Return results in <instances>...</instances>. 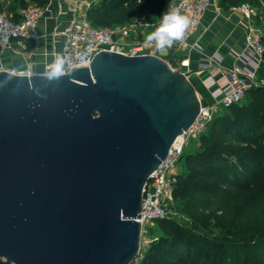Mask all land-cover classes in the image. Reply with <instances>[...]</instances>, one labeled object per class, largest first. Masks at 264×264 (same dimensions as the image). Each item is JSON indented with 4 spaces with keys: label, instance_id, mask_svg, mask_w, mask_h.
Instances as JSON below:
<instances>
[{
    "label": "water",
    "instance_id": "95a60500",
    "mask_svg": "<svg viewBox=\"0 0 264 264\" xmlns=\"http://www.w3.org/2000/svg\"><path fill=\"white\" fill-rule=\"evenodd\" d=\"M186 76L104 51L59 78L0 71V264L132 262L142 188L199 112Z\"/></svg>",
    "mask_w": 264,
    "mask_h": 264
},
{
    "label": "trees",
    "instance_id": "16d2710c",
    "mask_svg": "<svg viewBox=\"0 0 264 264\" xmlns=\"http://www.w3.org/2000/svg\"><path fill=\"white\" fill-rule=\"evenodd\" d=\"M48 2L0 0V12L17 20L18 9ZM243 4L257 7L264 46L259 0H216L224 10ZM168 9V0H99L86 18L98 28L142 18L154 30ZM207 126L196 149L180 158L173 198L181 218L155 221L159 233L141 250L139 264H264V86L251 87L241 103L215 114Z\"/></svg>",
    "mask_w": 264,
    "mask_h": 264
},
{
    "label": "built area",
    "instance_id": "2783aa9c",
    "mask_svg": "<svg viewBox=\"0 0 264 264\" xmlns=\"http://www.w3.org/2000/svg\"><path fill=\"white\" fill-rule=\"evenodd\" d=\"M52 1L49 0L43 8L28 5L18 9L17 20L0 12V50L12 49L14 45L28 50L30 42H37L41 37L37 31L38 22L45 11L51 12ZM97 1L99 0L95 2ZM56 3V17L60 21L49 34L51 46L44 52V56L50 58L49 64L53 62L56 53L64 56L65 66L62 75L69 73L72 68L89 67L94 56L100 51L114 52L127 57L146 55L159 57L154 45L146 43L145 31L152 24L144 19L137 18L112 28H98L92 26L86 18L90 5L72 0L71 8L66 12L59 2ZM259 3L262 8L260 20L264 25L262 0H259ZM215 5L216 0H171L170 8H179L181 14L189 18L190 26L185 32L184 39L174 42L167 50H186L189 47V38L197 30L201 17ZM233 9L247 21L246 50L236 57L233 66L227 70L220 66L214 70L213 58L199 63V69L208 71L204 86L210 92L213 101L209 104L199 103V112L193 123L173 141L165 159L148 176L142 188L140 218L136 219L141 226L139 252L130 264L140 263V252L145 250L151 241L149 224L160 219L179 218L174 205L173 190L181 171L180 158L187 141L205 133L208 122L215 114L231 105L241 103L251 87L264 86V46L260 42L262 31L255 24L257 7L253 4H243ZM49 64L44 65L38 72H33L27 67L20 72L12 73L27 78L34 74L44 76L47 75ZM181 65L188 67V60L181 61ZM216 72L219 77H216Z\"/></svg>",
    "mask_w": 264,
    "mask_h": 264
},
{
    "label": "crops",
    "instance_id": "0c3cea01",
    "mask_svg": "<svg viewBox=\"0 0 264 264\" xmlns=\"http://www.w3.org/2000/svg\"><path fill=\"white\" fill-rule=\"evenodd\" d=\"M52 2L51 12L38 22L37 31L41 37L37 42H30L28 50H23L16 45L12 49L0 50V71L16 73L28 67L33 72H38L44 65L50 63V58L44 56V52L51 46L49 34L52 28L60 21L56 17V2H59L62 9L67 12L71 8L72 0H53ZM7 3L9 2H6V5ZM67 17L66 14L65 18ZM9 18H13L11 13ZM151 31L147 29L145 34ZM246 37L247 21L239 12L234 9L224 10L215 5L201 17L197 30L189 38V47L185 50V56H177L178 51L166 50L164 56L159 55V57L170 64L167 57L171 56L175 62L173 68L187 75L186 80L193 86L198 102L209 104L213 99L204 86L208 71L199 69V63L213 58L215 59L212 64L214 70L219 66L226 70L230 69L236 57L245 52ZM185 59L188 60V67L181 65V61ZM216 77H219L218 73Z\"/></svg>",
    "mask_w": 264,
    "mask_h": 264
},
{
    "label": "clouds",
    "instance_id": "9594fccd",
    "mask_svg": "<svg viewBox=\"0 0 264 264\" xmlns=\"http://www.w3.org/2000/svg\"><path fill=\"white\" fill-rule=\"evenodd\" d=\"M190 20L182 15L179 8H170L163 12L158 25L146 36V43L154 45L155 49L165 52L174 42L182 41ZM65 59L61 53H56L54 60L48 65L47 75L50 79L59 78L64 72Z\"/></svg>",
    "mask_w": 264,
    "mask_h": 264
},
{
    "label": "rangeland",
    "instance_id": "374dc122",
    "mask_svg": "<svg viewBox=\"0 0 264 264\" xmlns=\"http://www.w3.org/2000/svg\"><path fill=\"white\" fill-rule=\"evenodd\" d=\"M79 1H81V2H83L84 4H87V5H91L93 2H95L96 0H79ZM171 0H168V2H170ZM5 15L7 16V17H9V13H5ZM131 22V21H130ZM164 54H165V52H160V51H158V55H160V56H164ZM176 55L177 56H185L186 55V51L185 50H183V51H178L177 53H176ZM173 67V66H172ZM196 147H197V144H196V139H191V140H188L187 141V143H186V145H185V147H184V152L186 153H189V152H192L193 150H195L196 149ZM180 166H181V162H180V164H179ZM179 218H181V217H179ZM178 218V219H179ZM178 222H180L179 220H178ZM148 228H150V230H151V236H150V238H155L157 235H158V233H159V230H160V227H159V225L158 224H156L155 222H153L152 224H149V227Z\"/></svg>",
    "mask_w": 264,
    "mask_h": 264
}]
</instances>
